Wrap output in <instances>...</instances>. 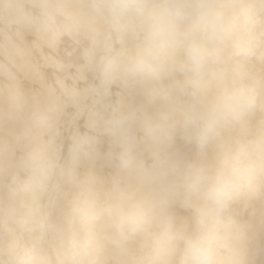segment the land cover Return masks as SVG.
<instances>
[{
    "label": "clouds",
    "instance_id": "9594fccd",
    "mask_svg": "<svg viewBox=\"0 0 264 264\" xmlns=\"http://www.w3.org/2000/svg\"><path fill=\"white\" fill-rule=\"evenodd\" d=\"M0 264H264V0H0Z\"/></svg>",
    "mask_w": 264,
    "mask_h": 264
},
{
    "label": "bare ground",
    "instance_id": "6f19581e",
    "mask_svg": "<svg viewBox=\"0 0 264 264\" xmlns=\"http://www.w3.org/2000/svg\"><path fill=\"white\" fill-rule=\"evenodd\" d=\"M27 86L28 85L26 84V87ZM132 99H133V103L141 102V98L139 96L133 97ZM79 125L81 128V131H84L85 130L84 122L80 121ZM110 148H111L110 140L107 137L102 138L101 143L99 145V149L101 153H107L110 150ZM175 148L178 151V153L185 159H192L194 157V154H195L194 146L186 143L183 139L179 137L177 138ZM97 167L105 175L109 174L112 171V169L107 164H104L102 161L97 162ZM179 214L184 215L186 213H184L181 210Z\"/></svg>",
    "mask_w": 264,
    "mask_h": 264
}]
</instances>
